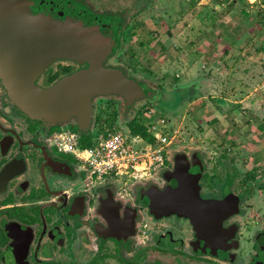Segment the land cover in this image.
<instances>
[{
  "label": "flooded vegetation",
  "instance_id": "obj_1",
  "mask_svg": "<svg viewBox=\"0 0 264 264\" xmlns=\"http://www.w3.org/2000/svg\"><path fill=\"white\" fill-rule=\"evenodd\" d=\"M149 4V0L0 1V264H264V210L258 211L254 201L261 187L251 183L254 172L240 169L224 155L218 157L219 167L212 168L214 164L195 151L203 163L199 179L203 202L201 209L187 212H172L157 203L169 193L166 203L172 199L177 206H196L197 173L191 170L195 152L171 149L163 168L147 175L109 173L99 180L87 166L89 149L106 129L131 131L154 105L144 86L158 87L136 74L137 54L167 49L170 31L165 28L156 35L161 30L150 25ZM35 17L39 19L30 25ZM11 18H19L22 25L9 26ZM57 20L95 27L102 35L98 43L111 47L106 56L93 52L95 59L104 58L105 67L136 79L143 98L128 107L120 94H96L89 122L77 121L86 119L85 114L60 118L54 108L45 113L26 105L44 107L50 100L41 98V91L58 95L61 85L79 81L89 67L87 60L93 55L89 47L97 41L87 38L85 51L78 56L67 54L72 42L59 44L56 38L39 34L33 43L20 35L36 25L48 33ZM159 20L154 22L157 27L163 22ZM16 41L20 51L11 52L9 45ZM66 136L72 140L69 146L57 143ZM88 140L91 143L85 145ZM180 152L181 165L187 169L176 171ZM175 188L188 192L171 196Z\"/></svg>",
  "mask_w": 264,
  "mask_h": 264
},
{
  "label": "rangeland",
  "instance_id": "obj_2",
  "mask_svg": "<svg viewBox=\"0 0 264 264\" xmlns=\"http://www.w3.org/2000/svg\"><path fill=\"white\" fill-rule=\"evenodd\" d=\"M149 1L169 46L139 50L135 72L158 87L144 86L175 132L169 151H201L212 168L224 155L254 172L255 211L264 210V0Z\"/></svg>",
  "mask_w": 264,
  "mask_h": 264
},
{
  "label": "water",
  "instance_id": "obj_3",
  "mask_svg": "<svg viewBox=\"0 0 264 264\" xmlns=\"http://www.w3.org/2000/svg\"><path fill=\"white\" fill-rule=\"evenodd\" d=\"M1 1V0H0ZM3 1V0H2ZM16 1V0H14ZM20 5L21 2H19ZM18 14V12H16ZM19 16V15H18ZM10 18V17H9ZM20 18V17H19ZM19 18H16L15 21L11 18V21L8 23L9 26L22 25L23 22H20L17 20ZM2 19V16H0V20ZM39 18H34V20L30 23V25L34 26V21L38 20ZM73 21V20H72ZM0 26H3V23L0 21ZM56 29V30H55ZM96 30V28L94 27ZM95 30L91 28H86L84 24L81 22H68L65 23L64 21L57 20L55 23L54 21L51 22L48 33L47 31H39L37 30V25L32 31H27L25 34H20L21 36H26L29 40V42L35 43L38 40L39 34L42 35H50L51 39L56 38V42L59 44H65L66 42H72L73 46L70 48L67 54H77L78 56L82 55V52L84 53L85 49L82 47L83 44H85L87 38L89 40H94L96 42V46L89 47V51L98 52L99 56L101 52H104V56L109 54L111 51V47L103 46L99 44L102 42V35L100 33H97ZM98 31V30H97ZM15 33V32H14ZM17 34V33H15ZM14 34V35H15ZM16 36V35H15ZM15 41L18 39H11L10 41ZM16 44H11L10 51H20V46ZM99 42V43H98ZM34 47V46H32ZM60 51L63 52V48L59 47ZM57 49V54L60 52ZM96 53H93V55L90 53L87 62L89 63V67L87 71L84 74H80V80L73 82V84L70 85H61V93L58 95H53L51 92L53 90H44L40 92V97L44 98V100L48 99L50 100L47 105L40 107L35 106L34 102H28V106L31 108H38V111L41 110L45 112L48 109L54 108V112H56L57 116L64 117L67 114H71L74 116H79L82 114H85L87 116L86 119H80L78 117L77 121H90L91 120V110H92V97L96 94H120L123 97H125L128 101L127 106L130 107L133 105V103L137 100H140L145 95L144 90L140 83L137 80L129 79L126 77V75L121 72L120 70H116L113 68L105 67L103 60L98 61L96 60ZM97 55V54H96ZM101 58V57H100ZM151 95V94H150ZM149 95V96H150ZM152 97V96H150ZM149 97V98H150ZM131 104V105H130ZM33 106V107H32ZM26 109L27 106H25ZM31 111V110H29ZM46 113V112H45ZM195 155L193 156V167L191 170H195L196 180H197V189H196V198H195V207H189L186 204H183L177 206V203H173L172 199L166 203V196H169L168 194L163 195V198L160 199L157 203L158 206L164 207L166 209L171 210L172 212H187L188 210H193L197 208H202V204L200 202H203V199L200 196L199 193V179L202 175L203 171V163L201 159L198 157V153L195 152ZM183 156V154L178 153L175 157V162L178 164L177 167L175 166L176 171L183 168V170H186L187 167H183L181 165L182 159L180 157ZM186 168V169H185ZM188 191H183V189L175 188L173 193H171V196L175 195L176 193H187ZM200 203V204H199ZM174 209V210H173ZM170 211V212H171ZM193 215V214H192ZM197 218L201 217V214L194 215Z\"/></svg>",
  "mask_w": 264,
  "mask_h": 264
},
{
  "label": "built area",
  "instance_id": "obj_4",
  "mask_svg": "<svg viewBox=\"0 0 264 264\" xmlns=\"http://www.w3.org/2000/svg\"><path fill=\"white\" fill-rule=\"evenodd\" d=\"M145 117V126L152 140L134 133L128 136L119 128L107 129L89 149L87 166L96 179L101 180L109 173L147 175L163 168L176 139L175 132L168 125L170 121L156 109L147 108ZM56 141L67 146L72 143L68 136Z\"/></svg>",
  "mask_w": 264,
  "mask_h": 264
},
{
  "label": "trees",
  "instance_id": "obj_5",
  "mask_svg": "<svg viewBox=\"0 0 264 264\" xmlns=\"http://www.w3.org/2000/svg\"><path fill=\"white\" fill-rule=\"evenodd\" d=\"M234 24V23H232ZM239 25H241V23H239ZM233 36L236 39L237 36V32H235V34H233ZM234 39V40H235ZM262 128H264V125H262ZM133 132L135 133H141L143 134V136H145L146 138L152 140V137L149 135V133L147 132V127L144 124V120L142 118H140L139 122L136 123L133 128H132ZM91 142L90 140H88V142L85 143V145H89Z\"/></svg>",
  "mask_w": 264,
  "mask_h": 264
},
{
  "label": "crops",
  "instance_id": "obj_6",
  "mask_svg": "<svg viewBox=\"0 0 264 264\" xmlns=\"http://www.w3.org/2000/svg\"><path fill=\"white\" fill-rule=\"evenodd\" d=\"M254 31V30H253ZM147 122H146V119H145V123L144 124H146ZM118 127H112V128H110V129H117ZM107 130V129H106ZM130 131V130H129ZM131 133H134V134H138V135H140V136H142L143 134H141V133H135V132H133V130H131ZM142 137H144V136H142Z\"/></svg>",
  "mask_w": 264,
  "mask_h": 264
}]
</instances>
